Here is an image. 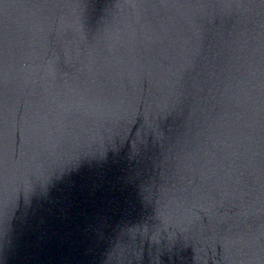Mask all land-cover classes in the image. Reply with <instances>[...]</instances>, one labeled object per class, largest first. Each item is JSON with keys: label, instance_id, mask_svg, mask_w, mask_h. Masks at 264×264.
Segmentation results:
<instances>
[{"label": "water", "instance_id": "1", "mask_svg": "<svg viewBox=\"0 0 264 264\" xmlns=\"http://www.w3.org/2000/svg\"><path fill=\"white\" fill-rule=\"evenodd\" d=\"M0 264H264V0H0Z\"/></svg>", "mask_w": 264, "mask_h": 264}]
</instances>
